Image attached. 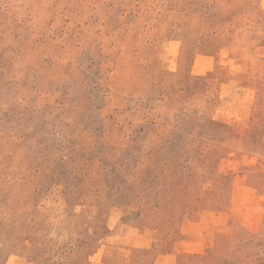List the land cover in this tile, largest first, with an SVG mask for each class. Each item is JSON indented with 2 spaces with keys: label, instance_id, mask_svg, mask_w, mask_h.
<instances>
[{
  "label": "rangeland",
  "instance_id": "obj_1",
  "mask_svg": "<svg viewBox=\"0 0 264 264\" xmlns=\"http://www.w3.org/2000/svg\"><path fill=\"white\" fill-rule=\"evenodd\" d=\"M264 264V0H0V264Z\"/></svg>",
  "mask_w": 264,
  "mask_h": 264
},
{
  "label": "crops",
  "instance_id": "obj_2",
  "mask_svg": "<svg viewBox=\"0 0 264 264\" xmlns=\"http://www.w3.org/2000/svg\"><path fill=\"white\" fill-rule=\"evenodd\" d=\"M29 264H31V263H29Z\"/></svg>",
  "mask_w": 264,
  "mask_h": 264
}]
</instances>
